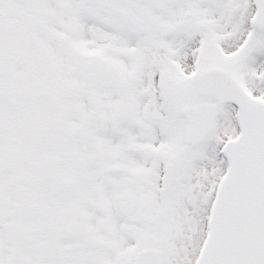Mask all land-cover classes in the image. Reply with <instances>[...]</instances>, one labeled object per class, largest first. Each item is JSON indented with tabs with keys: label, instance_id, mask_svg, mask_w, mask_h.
<instances>
[{
	"label": "snow or ice",
	"instance_id": "snow-or-ice-1",
	"mask_svg": "<svg viewBox=\"0 0 264 264\" xmlns=\"http://www.w3.org/2000/svg\"><path fill=\"white\" fill-rule=\"evenodd\" d=\"M0 264H264V0H0Z\"/></svg>",
	"mask_w": 264,
	"mask_h": 264
}]
</instances>
